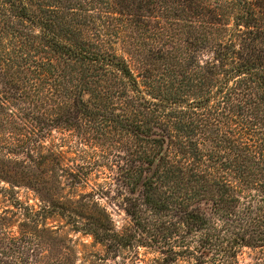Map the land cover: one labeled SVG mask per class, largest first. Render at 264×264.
Listing matches in <instances>:
<instances>
[{"label":"trees","instance_id":"obj_1","mask_svg":"<svg viewBox=\"0 0 264 264\" xmlns=\"http://www.w3.org/2000/svg\"><path fill=\"white\" fill-rule=\"evenodd\" d=\"M15 124L32 165L0 164L46 199L0 187V264H41L61 178L89 181L90 158L113 173L94 186L123 196L135 226L168 219L202 257L264 253V0H0V127ZM64 131L85 164L38 178L42 141Z\"/></svg>","mask_w":264,"mask_h":264},{"label":"rangeland","instance_id":"obj_2","mask_svg":"<svg viewBox=\"0 0 264 264\" xmlns=\"http://www.w3.org/2000/svg\"><path fill=\"white\" fill-rule=\"evenodd\" d=\"M130 63L135 74L141 71L136 63L132 61ZM21 133L19 125L16 124L11 127H0V161L5 158H13L18 161L17 165L24 163V166L30 167L32 162L30 159L28 160L26 150L19 147L22 144L19 142L21 141ZM79 139L73 132H52L50 137L42 141L43 149H40L41 155L46 156L49 166L44 169L41 164L43 159L38 158L34 164L41 169L32 168V172L38 178H44L51 183L53 178L51 181L49 177L52 175L51 172L55 164L56 168H70L76 172L79 166L85 164V158L89 156L80 152L84 149L88 153V149L83 147ZM22 146L25 145L22 144ZM14 148H17L16 151H12ZM48 150H52L53 154L49 155ZM58 154L59 156H57ZM86 162L91 164V170L84 171L87 172L84 176L89 180L86 183L83 182L79 185L72 183L71 186V179L61 178V182L65 186L57 197L62 198L54 213L48 216L46 220L47 226L55 230V235L49 241L48 248H45V252H43L41 264H45L46 261L51 262V264H172L169 263L172 256L169 251L172 249L173 252H179L185 247L194 251L190 252L193 254L177 256L176 264H195L201 261L211 262L210 264H264L263 251L247 247L241 248L229 258H225L221 254L214 256L212 253H207L202 257L196 253L198 243H193L190 238L183 239L182 231L178 230L175 234H168L167 230L174 232L173 228L163 223L168 219H162V222L154 225L152 223L153 217L151 218L150 215L149 221L142 224L144 227L135 226L124 211L123 196L116 194L114 188L98 191V188L94 186L95 184L110 182L106 178H110L109 175L113 173L104 167L103 164L107 163L103 161L102 167L98 168L93 166L92 158L87 159ZM9 171L11 172L9 166L0 164V187L9 188L12 187L9 185L13 184L15 196L21 202H27L34 208L41 205L39 200L40 198L46 199L45 191L42 189L35 191L26 183L21 182L20 178L10 179L11 173ZM16 171L20 170L17 168ZM50 184L47 186H51ZM123 194L130 196L127 190ZM67 200L73 203L78 201L79 204L65 203ZM8 204L1 196L0 211ZM81 204H89L92 208L86 209L87 207H83ZM58 207L64 211H60ZM90 215L95 218L93 221L95 220L102 226L90 225L92 222L86 219ZM98 226L109 230V236L101 238L94 236L92 230ZM13 231H16L15 227ZM156 232L158 233L156 234ZM166 235L168 238H165Z\"/></svg>","mask_w":264,"mask_h":264}]
</instances>
